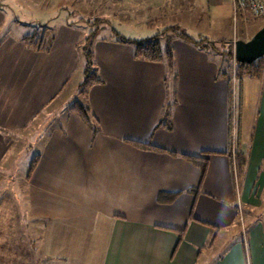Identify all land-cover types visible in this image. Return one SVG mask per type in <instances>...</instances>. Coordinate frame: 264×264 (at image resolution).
Segmentation results:
<instances>
[{"label":"crops","instance_id":"1","mask_svg":"<svg viewBox=\"0 0 264 264\" xmlns=\"http://www.w3.org/2000/svg\"><path fill=\"white\" fill-rule=\"evenodd\" d=\"M71 1L87 5L85 14L74 13L79 23L65 18L54 28L38 21L32 33L19 29L21 21L9 25L0 9V188L12 201L21 197L27 202L26 214L15 218L24 227L22 234L7 229L0 234V264H16L17 259L33 264L31 230L36 227L38 264H200L203 259V264H264V71L259 78H239L233 98L221 52L213 56L195 45L208 39L203 28L212 11L225 9L236 16L242 25L239 40H250L264 22L252 24L251 15L235 13L230 0ZM93 10L108 25L119 21L110 26L113 36H102L106 28L89 21L87 13ZM179 13L183 16L165 28V15ZM134 25L171 38L175 84L165 65L138 61L131 45L117 41H145L125 34ZM191 28L205 37L187 36ZM173 29L184 33L174 36ZM90 33L95 34L93 50L103 83L80 98L79 47ZM33 35H47L50 51L24 44ZM209 42L218 49V41ZM238 84L241 109L234 133L231 109ZM75 93L91 109L96 127L67 111ZM65 99L68 103L57 114L61 120L39 121ZM249 104L248 122L243 111ZM36 129L39 158L28 178L10 160L9 143ZM233 144L244 161L237 175L229 156ZM10 189L21 190L14 194ZM162 194L177 197L168 204L160 201ZM16 239L24 245L17 257Z\"/></svg>","mask_w":264,"mask_h":264},{"label":"rangeland","instance_id":"2","mask_svg":"<svg viewBox=\"0 0 264 264\" xmlns=\"http://www.w3.org/2000/svg\"><path fill=\"white\" fill-rule=\"evenodd\" d=\"M90 3L93 4V1H89V6H90ZM180 3H183V2H180ZM84 5H85V2L78 4L76 1L72 2L71 0H44V1L36 0L35 2H30L29 0H0V9L3 10L7 14L9 25H12L13 23H15V21H21L23 26L20 27L19 29L27 33L34 32L35 30L34 26L36 22L38 21H48L49 23L52 24L51 27H54V28L57 27L58 23L60 21H63L65 18L70 19L71 21L74 22L77 20L74 16V13L76 12V10L82 11V13L85 14V12L83 11ZM118 8H121V6H116L115 9H118ZM90 11H92L91 8H90ZM93 11H94L93 14L92 12L87 13L88 14L87 18L89 19V21H91L92 24L96 23L95 26L101 25L104 28H106V32L103 33L102 36H113V34L115 33L112 32L110 26L112 27H114V25L118 26L119 21L116 20L114 21L115 23L113 24L110 23V25H108L107 21H104L101 18L103 16L101 15L99 10H97V12L95 10ZM181 16H183V13H179L175 15V18H173L171 14L165 15L164 17L166 20L165 22H167V23H164L166 26L165 28L168 29L170 26H172L171 23L177 20ZM210 16H211V20H209L203 28V31L206 34L205 36H208V39L202 42L201 44L203 46H206L207 50L213 56L219 55L217 53L221 52L220 54L223 55V58H224L223 60L227 61L228 62L227 64H229L231 67L230 68L231 79L233 78L234 75H236L235 77L239 79L237 77V73H238L237 72V62L234 59V55H233V59H228L227 54L230 51H234L235 44L232 45V43H235L241 37L242 25L237 22L236 16L233 13L228 15L225 9L223 10V12H220V13L212 11ZM248 17H249V20L250 19L255 20L252 22V24H256V23L259 24L261 22H264L263 18H254L252 15ZM84 20H87V19H84ZM256 20L258 21L256 22ZM76 22L79 23L78 20ZM191 30H192L191 33H185V34L189 37H192L195 40H200L202 37H205L204 35L193 33L195 32L194 29L191 28ZM144 31H145L144 29H139V26H135V27L131 26L129 30H126L127 33L125 34H129L130 36H136V37L140 36L139 38H146V40L149 38H153V37L161 39V36H163V35H160L162 32L149 33V32H144ZM183 33L184 32L182 30L177 32L175 29H173L172 31V35L174 36L178 35L181 37ZM38 36L40 37L41 35H38ZM167 39H171V38L164 37L161 40H163V42L169 41ZM209 41H212V42L218 41V43H216L217 44L216 47H218V49L217 48L214 49ZM234 69L236 73L233 72ZM81 80L82 79H80V81L78 82V85L81 82ZM74 98L75 100H79L80 102H82L80 98H83V97L79 98L77 93H75ZM68 100L69 99H65V100H62L61 102L58 101L59 103L58 102L55 103L53 106L50 107V109H48L44 113V115L41 117V119H39V121L40 122H50V121L55 122V119L57 117L58 118L60 117V114L57 115L59 111L60 113L62 112L61 107L65 106V103L66 102L68 103ZM75 100L70 101L68 104L66 103L67 104L66 106L71 104L69 106L70 108L75 103L74 102L72 104V102ZM240 109H241V106H240L239 84H238L237 97L235 98V105H234L235 125H237L240 121L239 120L240 119ZM252 109H253V106L249 104L246 107V109H244L243 111V113L246 114V120L248 122L252 114ZM60 120H61V117H60ZM37 135H38V129L27 131L26 134L21 136L20 139H14L13 145H10L9 143V147L11 150V154L9 158L10 160H13V161L16 160L15 161L16 170L20 175H26L29 173L30 164L32 163L33 159L39 154L38 152L39 146L36 145V143L38 142ZM14 180L18 182L17 178H15ZM16 182H14L15 187H16ZM20 190L21 189H10V192L14 191V194L16 192L17 194H19ZM0 197H2V199L0 200V234L2 233L5 234L4 232L5 229H7L9 233H12L13 231L15 235H19V233L22 234L24 227L19 226L17 223H18V220H20L19 218L22 217L24 214H26V211H25L27 210L26 199L23 200L20 197L18 202L12 201L11 194H9V192H7L6 189H3L2 191V188H0ZM7 197H10V198H7ZM12 202L14 203L16 202V207L14 210L12 209L13 208ZM17 217H18V220L16 223L15 218ZM29 226L33 228V225H28L27 226L28 229H29ZM34 232L35 234H37V227L35 228ZM34 232L31 230V236H32L31 243H30L31 244L30 246L32 248L31 256L33 257L32 259L33 264H38V260L40 259L39 257L41 256L40 254V250H41L40 244L41 243H39L38 241L37 242L35 241L36 238L34 236ZM219 245L220 243L218 242V244L216 245V249L214 251L216 254L220 250ZM2 246L3 244L0 245V251L2 249ZM13 246H14L13 250L16 253V257L21 256L22 251H24L23 249L24 245L18 242L16 239L13 242ZM204 262L205 260L203 259L200 264H203ZM15 263L22 264L21 261L19 262V259H17Z\"/></svg>","mask_w":264,"mask_h":264},{"label":"trees","instance_id":"3","mask_svg":"<svg viewBox=\"0 0 264 264\" xmlns=\"http://www.w3.org/2000/svg\"><path fill=\"white\" fill-rule=\"evenodd\" d=\"M95 40V34L90 33L87 35V37L84 38L82 43L80 44L79 51L82 57V63H83V76L84 80L82 84L80 85L78 89V94L80 97H87L89 92L94 86L101 85L103 83L102 79L100 78L98 74V69L96 66L95 61V55L93 50ZM119 43L131 45L134 48V57L138 61L151 63V64H163L166 67V71L168 74L169 82L172 84H175L178 78L177 70H176V61H175V53L173 46L170 41L163 42L159 38H151L145 41L140 42H132L129 40H126L124 38L117 39ZM24 44H26L29 48H32L36 51H50L52 47V41L48 38L47 35H41L40 37L38 35L28 36L23 39ZM204 41H198L195 42L196 46H202V48H206V46H203L201 43ZM234 51H230L227 54L228 59H233ZM230 65L228 64L226 66L227 73L226 75H230ZM225 69V70H226ZM264 71V58L259 59L252 65H245V64H239L237 63V77L242 78L244 76L251 77V78H259ZM166 106V113L167 116H170V110H167ZM69 113L76 114L80 117V119L87 124L90 127H96L97 126V119L95 118L94 114L92 113L89 106L83 102L77 101L75 102L69 109ZM232 112V109H231ZM232 117V116H231ZM161 123L158 125V128L161 127ZM148 148H152L149 145H146ZM229 156L231 157V153H229ZM38 158L36 157L29 169L28 178L31 177L33 174L36 165L38 163ZM190 160H193L197 163V158H190ZM204 164L201 165V182H203L206 168H207V161L204 160ZM244 166V161L241 155L237 153V169L240 171ZM177 195H160V201L164 203H172L176 199ZM185 232H179V241L178 246L182 243L184 240Z\"/></svg>","mask_w":264,"mask_h":264},{"label":"water","instance_id":"4","mask_svg":"<svg viewBox=\"0 0 264 264\" xmlns=\"http://www.w3.org/2000/svg\"><path fill=\"white\" fill-rule=\"evenodd\" d=\"M264 58V27L250 40H239L234 45V59L239 64L252 65Z\"/></svg>","mask_w":264,"mask_h":264},{"label":"built area","instance_id":"5","mask_svg":"<svg viewBox=\"0 0 264 264\" xmlns=\"http://www.w3.org/2000/svg\"><path fill=\"white\" fill-rule=\"evenodd\" d=\"M230 1L233 3L235 13H237L238 11H242V12L251 14L254 18H264V0H230ZM233 72H235V69ZM235 76L236 75H234L233 78L231 79L232 86H233V98L235 95L234 87L238 80ZM234 105H235V100L232 106L233 130L235 133L236 129H235V118H234ZM234 138H235V135L233 139ZM236 153H237L236 148L234 147V144H233L232 150H231V158L233 161L235 175H237L236 174L237 172V165H236V155L237 154Z\"/></svg>","mask_w":264,"mask_h":264}]
</instances>
